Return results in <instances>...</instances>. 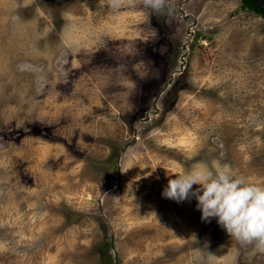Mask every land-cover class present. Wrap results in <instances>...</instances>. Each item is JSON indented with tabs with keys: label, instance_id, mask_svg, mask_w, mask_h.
<instances>
[{
	"label": "rangeland",
	"instance_id": "obj_1",
	"mask_svg": "<svg viewBox=\"0 0 264 264\" xmlns=\"http://www.w3.org/2000/svg\"><path fill=\"white\" fill-rule=\"evenodd\" d=\"M213 160L264 184L261 13L0 0V264H264L162 195Z\"/></svg>",
	"mask_w": 264,
	"mask_h": 264
},
{
	"label": "clouds",
	"instance_id": "obj_2",
	"mask_svg": "<svg viewBox=\"0 0 264 264\" xmlns=\"http://www.w3.org/2000/svg\"><path fill=\"white\" fill-rule=\"evenodd\" d=\"M118 8L123 0H108ZM146 7L161 11L165 0H143ZM169 179L162 195L177 202L194 197L202 219L216 218L227 234L241 245H254L264 252V184L249 182L228 165L213 160L197 163ZM198 186L193 190V186ZM155 216V213H150ZM210 264L221 257L208 253Z\"/></svg>",
	"mask_w": 264,
	"mask_h": 264
},
{
	"label": "trees",
	"instance_id": "obj_3",
	"mask_svg": "<svg viewBox=\"0 0 264 264\" xmlns=\"http://www.w3.org/2000/svg\"><path fill=\"white\" fill-rule=\"evenodd\" d=\"M240 1L242 2L243 9L261 13L264 16L263 11L257 6L255 1L253 0H240Z\"/></svg>",
	"mask_w": 264,
	"mask_h": 264
},
{
	"label": "flooded vegetation",
	"instance_id": "obj_4",
	"mask_svg": "<svg viewBox=\"0 0 264 264\" xmlns=\"http://www.w3.org/2000/svg\"><path fill=\"white\" fill-rule=\"evenodd\" d=\"M264 13V0H253Z\"/></svg>",
	"mask_w": 264,
	"mask_h": 264
},
{
	"label": "water",
	"instance_id": "obj_5",
	"mask_svg": "<svg viewBox=\"0 0 264 264\" xmlns=\"http://www.w3.org/2000/svg\"><path fill=\"white\" fill-rule=\"evenodd\" d=\"M58 3H60L61 1H63V0H56Z\"/></svg>",
	"mask_w": 264,
	"mask_h": 264
}]
</instances>
